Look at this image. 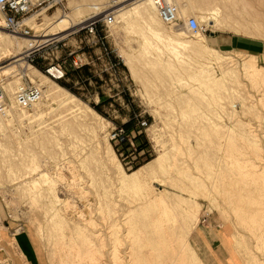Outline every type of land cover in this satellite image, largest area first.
I'll list each match as a JSON object with an SVG mask.
<instances>
[{"label":"rangeland","instance_id":"374dc122","mask_svg":"<svg viewBox=\"0 0 264 264\" xmlns=\"http://www.w3.org/2000/svg\"><path fill=\"white\" fill-rule=\"evenodd\" d=\"M107 1L111 4L130 5L138 0ZM174 4L178 7L179 21L174 26H164V29L178 31L174 38L180 40L181 44L176 45L151 36L141 22L123 26L125 28L110 26L106 29L107 48L113 50L112 61L120 62L118 70L109 72L111 75L103 74L101 81L97 76L96 79L88 81L87 74H71L72 76H67L64 81L55 82L76 96L83 103L81 105L93 110L108 123L102 124L101 129L98 128V118L87 111L90 123L97 127L94 133L77 123V120L56 104L52 105L53 110L46 111L39 119H32L30 122L19 120L17 115L21 111L12 107L13 96L7 83L12 82L15 89L19 84L31 81L30 78L38 81L33 70L43 75L44 73L26 61L28 48L25 45L19 52L11 53L0 62V72L14 66L8 76L0 74V83L11 103L13 113V118L11 116L8 119L14 122L7 129L0 127V218L4 227L2 237L5 248L1 257L5 259L4 264H23L24 261L28 264L30 258L33 264H57L60 258L63 259L58 255L60 247L58 248L59 244L57 246L61 239L58 241L54 232L51 233L54 231L50 221L54 217L51 214H55L56 210L67 214L68 224L63 232H67L65 239L67 238L68 242L70 236L75 233L72 229L74 223L83 222V218L92 220L85 223L83 233L88 237L90 233L97 232L95 234L101 237L104 247L102 255L97 254L99 261L90 264H114L113 255L110 253L115 246L119 253L121 252V258H124L121 263L133 264L129 261L133 257L130 256L133 252L132 246L138 238L146 241L154 234L150 225L146 224L155 222L157 215L158 218H165L162 211L159 212L161 207L158 202L143 208H139V204L152 197L151 190L160 192L164 189L169 195H182L185 198L189 195L172 187L170 182L164 185L154 182L151 190L145 184L129 189L118 187L114 176L112 177L113 171L108 170L105 165L107 144L111 146L126 172L146 163V160L142 159L136 166L128 165L127 161L121 158V149L109 138L116 126L128 122L132 127L136 126L139 120L147 121V127L141 129L142 140L150 146L151 157L147 159L152 160L163 149L168 150V178H179L184 182L186 178H247L253 189H262L259 186L264 183V102L261 101L264 81L260 76L257 81L247 76L245 63L250 57L249 54L214 48L206 37L211 34H234L264 42V0H174ZM212 8L219 10V19L225 25H222L223 29L200 22L199 16ZM181 9H184V12L180 13ZM57 12L59 15L72 12L68 0H65L62 8L42 13L35 19L39 21L44 16L51 18ZM188 17L196 18L204 26L206 32L200 34L201 37L225 58L222 63L211 64V73L223 78L219 86H200L198 78L189 76L192 73L191 68L198 66L197 61L200 60L182 46L184 42L196 40L197 34H190L185 29L184 21ZM34 25L35 23L32 24ZM75 28L60 38L64 40V46L53 44L40 51L37 57L39 66L59 61L66 62V69L70 70L68 54L87 52L85 45L79 42L81 39L84 41V37L73 35ZM139 29L143 31L138 32ZM33 30L34 36L44 34L42 30ZM50 38L53 37L34 39L43 41ZM90 51L99 55L97 47ZM115 55L119 57L115 58ZM124 57L128 59L127 63ZM15 60L19 62L12 64ZM95 61V67L91 71L99 73L104 68L103 63ZM258 62L264 67V61L259 59ZM130 67L135 69L137 76L132 77ZM15 80L17 81L14 82ZM117 98L119 99L116 100ZM27 111L29 114L34 113L33 108ZM134 134L138 136L137 131ZM40 171L50 177L49 182L39 179ZM32 178L38 179L39 191L45 189L47 193L51 192V195H47L46 191H41L44 192L42 196L39 191L38 194L36 191L32 192L34 190L29 191L25 182L31 181ZM55 196H58L61 202L55 203ZM217 198L220 202V198ZM193 200L199 203L195 206L198 208L195 210L197 217L192 222L193 229L187 238L184 255L176 246L180 257H187L189 264H194V257L200 258L203 264H244L241 259L246 258L248 253L249 258H260V262L256 258L257 264H264V245L260 246L261 241H256L248 229L236 223L235 216L231 210L228 211L226 204L219 207L200 196ZM50 215L53 218H50ZM145 226L148 229L144 228ZM37 230L41 232L38 233ZM235 234L236 237L237 234L240 235L237 238L244 242L243 245L245 244L248 250L252 248L250 251L241 249V255L244 253L241 257L230 246L229 241L231 239L234 243ZM115 237H119L118 243L114 241ZM245 240H251L252 245L249 242L247 244ZM146 249L151 251L150 246H146ZM167 255L168 253L164 255L165 258Z\"/></svg>","mask_w":264,"mask_h":264},{"label":"bare ground","instance_id":"6f19581e","mask_svg":"<svg viewBox=\"0 0 264 264\" xmlns=\"http://www.w3.org/2000/svg\"><path fill=\"white\" fill-rule=\"evenodd\" d=\"M169 1L174 3V0H169ZM68 4L72 9V12L70 14L59 15V13L57 12L54 17L50 18V17L44 16L43 19H41L39 21H36V19L34 18L32 24L35 23V25L33 26V29H35L37 31L42 30L44 32V34L40 35V36H33L31 39L22 38L20 36L9 34L5 31H3L2 30L3 28L1 29V27H2V25H1V27H0V62L3 61V59L8 58L11 53L19 52L21 50L22 46H24V45L28 49H30L33 47L34 44H39L41 42L49 41V40L41 41L40 39H34V38H39V37L44 38V37H49V36H55V37H53V39H56V38L59 39V38L64 37L66 32H68L69 30H72L76 26H79L80 24H82L83 21L87 18V15H89L92 10H97L98 9L97 6L100 7V5H103V6L106 5V6L110 7L111 9H116V10H114L115 17H116V22L113 25L114 28H115V26L122 28L123 26L126 27L130 24H138L139 22H141L142 24H144V26L146 28L145 29L146 32H148L151 36L156 37L157 39H160V40H167L170 43H176V45L181 44L179 42L180 40L174 38V35L178 34V31L174 32V31H169V30L164 29V26L168 27V25H165L160 20V18L158 17V15L156 13V10H155V8L152 5L150 0H138L137 2L131 3L130 5H127L125 3L111 4L107 0H68ZM182 11L184 12V9H181L180 13ZM218 11L219 10L213 9V8L209 9L207 12L205 11V13H203L202 15L199 16L200 22L206 23L207 25L215 26L216 28L222 27V25H224V24H223V21L221 22L219 19L220 14ZM178 13H179V11H178ZM0 23H1V21H0ZM125 27H123V28H125ZM223 28L224 27H222V29ZM129 29L136 30L133 27H131V28L129 27ZM169 29H171V27H169ZM142 31H143L142 29H139L138 32H142ZM236 32L238 33V31H236ZM146 39H147V37H146ZM182 46L184 48H186L187 50H189L191 53L195 54L199 58V60L201 61V62L197 61L198 66H196L195 68H191L192 73L190 72L191 74H189L190 77L198 78L200 86L202 84L203 86H208L209 88H211V87L219 86L223 82V78L214 76V73H211L212 72L211 64L216 65V64L222 63V62H224L225 58H223V56H221L217 51H215V49H213V47L208 45L206 43L205 39L203 37H201L200 34L196 35V40L184 42V43H182ZM16 56H14V57H16ZM124 59L127 63L128 59L126 57H124ZM18 62H19V60H15L12 64H16ZM20 64L21 63H19V65ZM26 66H28V65H26ZM245 67H246L245 69L247 71L248 77L252 78L254 81H257L258 76H260L264 81V68L257 67L254 64V62L252 61L251 57H249L247 59V62L245 63ZM13 69H14V66L10 67L8 69H5L4 71H1L0 74H2L3 76H8L9 74L12 73L10 71ZM129 71H130L132 77H135V75L137 76L135 69L133 67H130ZM33 72H35L36 77H38V81L33 79V78H30V79H31V82L38 83V85L42 87V99L32 107L34 110L33 114H29L27 110H18L19 112L21 111L20 113H18L16 110V112L18 113L17 116H18L19 120L21 119V120L30 122L32 119L33 120L36 118L39 119L40 117H42L46 114V111L53 110L52 105L56 104L57 107L64 109L65 112H68L74 120L78 121L77 123L81 124L82 126L87 128L89 131H91L92 133L95 132V129L97 127L95 126L96 127L95 128L92 125V122L90 123V118L87 115V111L91 112L92 114H94L96 116V118H98L97 121H99V123H100L98 128L101 129L102 124H108L98 114L94 113L93 110L89 109L88 107H84L85 105L84 106L81 105L83 103H81V101L76 96H74L73 94L68 92V90L62 88L61 86H59L55 82L50 81L45 75L37 72V70L36 71L33 70ZM33 72H31V73H33ZM18 79H20V78H18ZM16 81L17 80H15L14 82H16ZM49 82H51V83H49ZM7 85H8V90H9L10 94L13 96V94H14L13 92L15 89H14V86H12V82H8ZM261 101L264 102V94L261 98ZM13 108H15V107H13ZM11 116L13 118L12 110L10 111V113L7 116H5V117L0 116V127L7 129L9 126H11V124L14 123V122H12V120L8 119ZM5 122H7V123H5ZM93 124H94V122H93ZM47 139L51 140L50 138H47ZM223 139H224V137H223ZM106 149H107V152L105 153L106 155L104 158L106 159L107 162L105 163V165L108 168V170L113 171L112 177L114 176L113 178H114L115 182L117 183V185L120 189L136 188V187H140L141 184H145L148 187V189L151 190V188H153L152 184L154 182H159L160 184H163V185L170 182V185L172 187L177 188L180 191L186 192L189 195L188 198H185L182 195H172V194L169 195V193H167L168 191L164 190V189L161 190L160 192L151 190V192L153 193L152 197H149V199H147L144 202L139 204L140 205L139 208H143L145 206H149L150 204L158 202L160 204V207H161V210L159 212L162 211L163 215H165L164 216L165 218H163V219L158 218L159 215H157L158 214L157 213L156 215L158 217L155 218L156 219L155 222H151V224L149 223L148 225L144 222L146 224V226L150 225V227L152 229V233H154V234L150 235V238L146 241H144L142 238L137 237L138 238L137 242L135 241L136 243L132 246V249H131V250H133V252L130 256H133V257H132V259H129L130 257L129 258L127 257L129 259V261L131 260L133 262V264H189L187 257H185V256L180 257L178 255L179 252L176 249V246H178L181 249V250L180 249L179 250L182 251V253L184 255V249L187 247V244H188L187 238H188L189 234H191L190 232L193 229L192 222H194L195 221L194 219H196V217H197L196 211L198 210V208H196V207L199 205V203H197L196 200H193V198H197L199 196L202 197V199L204 198L206 200H209V202L214 203L219 207L226 204L229 208L228 211L231 210V212L235 216V221H237L236 223L243 226L245 229H248L247 231H249V232H251V234H253V238L255 236V238L257 239L256 241H261L262 244H260V246L264 245V183H262V186H259V187H262V189H260V188L253 189L251 187V183L249 182V180L247 178H207V179L205 178L206 180L202 179V178H186L187 182L186 181L184 182L183 180H181L179 178H177V179L176 178L175 179L174 178H168L167 177V169H166L168 150L166 151V149H163V151H161L158 154V156H156L152 160L146 162L144 165L140 166L139 168L134 169L130 172H126L123 170L122 166L118 162V160H117V158H116V156H115V154H114V152H113V150L109 144H107ZM73 169L75 171V168H73ZM75 173H73V174H75ZM38 175L40 177L39 179H42L45 182L50 179V177L46 173H44L43 171H40L38 173ZM37 180L35 178L34 179L32 178L31 181L27 180L28 182L27 181H26L27 183L25 182V184H27L28 190L29 191L34 190L32 192L35 193V191H36L37 194L40 192L39 194H41V196L44 195V192H41V191H46L47 195L50 194L51 192L47 193V190H45V189L41 190V191L38 190L40 188H38L39 183ZM263 180H264V178H263ZM23 182H24V180H23ZM40 182H43V181H40ZM45 182H43V184ZM22 183H21V185H25ZM18 184L20 185L19 182H18ZM45 184L48 185L49 183L48 184L45 183ZM43 188H45V187L43 186ZM37 191H39V192H37ZM2 193H3V191H2ZM84 194H87V193L84 192ZM34 195H36V194H34ZM217 197L220 198V202L217 200L218 199ZM55 198H57V199H54V200H56L55 203L61 202V200L58 198V196H55ZM51 201L53 202V199ZM11 203H12V201H11ZM50 205H51V203L49 204V206ZM51 207H52V205H51ZM66 209H67V207H66ZM223 210H226V209H222V211ZM50 211H51V208H50ZM53 211H55V210H53ZM60 211H62V210H60ZM60 211L56 210L55 214H51V215H53L54 218L51 215H50L51 217L49 216L50 218H53L52 220H50L51 224L53 223L52 224V227H53L52 230H54L51 233L54 232L53 233L54 237H56L58 239V241H60L59 239H61L60 243L59 242L57 243V246L59 244L58 248L59 247L61 248V249L59 248L60 252H58V255L60 257H62L63 259L60 258V260L57 262V264H63L64 262H65V264H67V263H69V264H90V262H95L96 260L99 261L97 259L98 258L97 254L102 255V249L104 247L103 240H101V237L99 235L95 234L97 232H92V234L90 233V235H88V237L86 235H84V233H85L84 230H85L87 221L92 222V220H85L84 218L83 219L81 218L83 222L78 223V221H77V223H74V228L72 227V229L75 231V233H74V235L72 234L70 236V239L68 242V241H66L68 239L67 238L65 239V237H66L65 232L66 231L63 232L64 228L68 224V221L66 218L67 214H62V212H60ZM64 212L66 213V211H64ZM170 213H172V214H170ZM224 213H226V212L224 211ZM46 214H47V212H46ZM48 214H49V209H48ZM227 214H229V213H227ZM81 216H84V215H80V217ZM151 219H153V218H151ZM148 220H147V222H148ZM70 225H71V223H70ZM115 225L116 224H114V226ZM146 226L144 228H147ZM3 228H4L3 226H0V239H2V240H4V238L2 237L3 236L2 235L3 234ZM38 229L40 230V227H38ZM72 229H69V230H72ZM241 229H242V227H241ZM41 230H43V229H41ZM40 232L41 231H38V233H40ZM244 236H246L245 233H244ZM247 236L249 237V235H247ZM148 237H149V235H148ZM237 237H240V235L237 234ZM237 237L235 234L234 239H233L234 243H232L231 239L229 242H230L231 248H233L236 253L240 254V257H241L244 254V253H242V255H241V252H242L241 249H243V251H244L245 248L247 249V247H245L246 245L245 244L243 245L244 242H242V240L240 238H237ZM52 238H53V236H52ZM97 240H98V242H96ZM55 241H56V239H55ZM114 241L118 243L119 237H115ZM250 241L249 240L246 241L247 244H248V242L250 243ZM13 242H15V241H13ZM53 242H54V239H53ZM9 244L14 245V243H9ZM242 245L244 246V248H242L243 247ZM146 246H150L151 251H148L147 249H146L147 250L146 251L145 250ZM253 246H255V245H253ZM143 247H145V248H143ZM248 247H250V246L248 245ZM128 248H130V247H128ZM54 249H56V248H54ZM250 249H252V248H250ZM250 249L249 250L247 249V251H250ZM256 249L258 250V246H256ZM262 249H264L263 246H262ZM55 251L57 253V250H55ZM6 252H7V250H6ZM252 252L253 251H251V253ZM120 253H119V250L116 246L113 249V251L110 253V255L111 254L113 255V258H112L113 261L112 262L114 264H120L123 261L124 258H121V256L119 255ZM166 253H168V255L165 258L164 255ZM262 253L261 254L264 255V251H262ZM127 255H128V253H127ZM20 256H21V258H23L22 255H20ZM249 257L250 256L248 255V253L246 254V258L242 257L241 260L244 261V264H257L258 262H260L259 261L260 258L258 259V257H256L258 262L256 261V258L251 257L252 258L251 259ZM8 260H9V258H8ZM131 261H130V263H132ZM193 263L194 264H203L201 259L197 258V257L196 258L194 257ZM23 264H27V262L24 261ZM121 264H124V263H121Z\"/></svg>","mask_w":264,"mask_h":264},{"label":"built area","instance_id":"2783aa9c","mask_svg":"<svg viewBox=\"0 0 264 264\" xmlns=\"http://www.w3.org/2000/svg\"><path fill=\"white\" fill-rule=\"evenodd\" d=\"M154 6L156 13L160 20L168 26H174L179 21L178 7L169 0H150ZM65 0H0V21L2 28L5 32L20 36L22 38H32L34 36L33 20L42 13L49 12L53 9L62 8ZM97 10H92L82 24L77 26L73 35L78 37L83 36L84 41L81 39L80 44L85 45V52H70L68 57L70 59V70L66 69V62H54L47 65L39 66L37 57L41 50L46 49L49 45H61L63 39L50 38L47 42L34 44L32 48L27 49L25 59L32 65L38 67L39 71L44 73L53 82L64 81L69 73L87 69L90 77L87 79L91 81L99 78L102 80L103 74L115 72L120 65L119 60L112 61L113 50L107 48L106 29L113 26L116 22L115 12L110 7L97 6ZM185 29L190 34H205L206 29L194 17H188L184 21ZM55 37V36H52ZM97 47L99 55L91 52L90 49ZM119 56L115 55V58ZM114 59V58H113ZM95 60L103 63V69L96 73L91 71L95 67ZM42 99V88L38 84L31 81L19 84L13 94V107L18 110H29L36 103ZM11 111V103L8 101L4 88L0 83V116L5 117ZM147 127L146 120H139L134 128L127 130L123 125H118L114 128L109 138L115 142L121 149L120 155L123 161H127L128 165L136 166L142 159L147 160L151 157L149 144L142 140L143 133L141 129ZM137 131L136 136L134 133ZM139 137V138H138ZM146 142L147 147L143 148L142 144ZM0 226L3 222L0 218ZM5 252L3 240L0 239V264H4L5 259L1 255Z\"/></svg>","mask_w":264,"mask_h":264},{"label":"crops","instance_id":"0c3cea01","mask_svg":"<svg viewBox=\"0 0 264 264\" xmlns=\"http://www.w3.org/2000/svg\"><path fill=\"white\" fill-rule=\"evenodd\" d=\"M176 1V0H175ZM208 43L214 48L233 50L239 53L249 54L252 61L257 67L259 65L258 60L264 61V42L258 39H252L244 36L234 34H214L206 37ZM264 68V67H262ZM117 98L116 100H118ZM3 235V234H2ZM4 236V235H3ZM32 259L28 264H33Z\"/></svg>","mask_w":264,"mask_h":264},{"label":"trees","instance_id":"16d2710c","mask_svg":"<svg viewBox=\"0 0 264 264\" xmlns=\"http://www.w3.org/2000/svg\"><path fill=\"white\" fill-rule=\"evenodd\" d=\"M71 74H76L77 76H80V75H82V74H83V75H84V74H87L89 77L91 76V75L89 74V72L87 71V69H82L81 71H77V72L69 73L68 76L71 75ZM71 76H72V75H71ZM85 81H87V80H85ZM95 81H97V80H95ZM101 103H102V102H101ZM98 107H99V106H98ZM123 126H124L127 130H130V129H132V128L135 127V125L131 127L130 122L124 124ZM138 138H139V137H138ZM147 146H148V145H147L146 142H144V143L142 144V147H143V148H145V147H147ZM149 160H150V159H147L146 162H148Z\"/></svg>","mask_w":264,"mask_h":264},{"label":"water","instance_id":"95a60500","mask_svg":"<svg viewBox=\"0 0 264 264\" xmlns=\"http://www.w3.org/2000/svg\"><path fill=\"white\" fill-rule=\"evenodd\" d=\"M211 35H213V34H211Z\"/></svg>","mask_w":264,"mask_h":264}]
</instances>
